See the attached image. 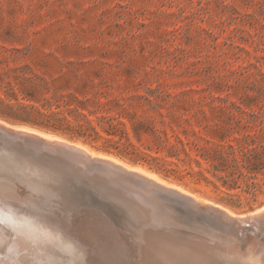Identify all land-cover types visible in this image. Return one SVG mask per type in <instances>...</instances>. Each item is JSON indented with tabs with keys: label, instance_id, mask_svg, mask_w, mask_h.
Listing matches in <instances>:
<instances>
[{
	"label": "rangeland",
	"instance_id": "rangeland-1",
	"mask_svg": "<svg viewBox=\"0 0 264 264\" xmlns=\"http://www.w3.org/2000/svg\"><path fill=\"white\" fill-rule=\"evenodd\" d=\"M0 120L255 212L264 206V0H0ZM10 170L0 162V264H98L96 247L54 209H1L7 192L25 188ZM89 202L70 211L97 212Z\"/></svg>",
	"mask_w": 264,
	"mask_h": 264
},
{
	"label": "bare ground",
	"instance_id": "bare-ground-1",
	"mask_svg": "<svg viewBox=\"0 0 264 264\" xmlns=\"http://www.w3.org/2000/svg\"><path fill=\"white\" fill-rule=\"evenodd\" d=\"M0 126L48 144L71 147L84 153L90 160L118 169L145 184L149 194L147 199L134 194L136 191L133 190L128 191L127 195V200H132V205L136 208L134 201L137 205H149L143 210V217L137 224L128 223L126 220L118 222L102 212H91L90 209L74 214L76 211L71 212L69 208V211L64 210L58 203L53 205L32 193L24 196L27 192L25 188L22 193H14L12 188L11 192L5 193L11 198L5 197L7 200L5 199L4 203L7 208L3 206L1 209L17 212L24 209L40 213L46 209L53 213L51 210L54 209V212H59L60 216L55 215L53 219L61 217L66 221V225L76 231L80 240L96 247V255L92 247H86L78 238L68 236V241L71 240L78 246L77 248L84 251L91 250L88 256L94 254L98 264H264V206L252 213L236 214L164 180L156 173L96 152L82 143L36 129L11 125L1 120ZM2 189L5 190L4 187ZM156 191L183 199L201 216L183 218L177 216L171 209L158 208L151 198ZM212 215L220 217L222 223L220 225L213 223L209 218Z\"/></svg>",
	"mask_w": 264,
	"mask_h": 264
},
{
	"label": "water",
	"instance_id": "water-1",
	"mask_svg": "<svg viewBox=\"0 0 264 264\" xmlns=\"http://www.w3.org/2000/svg\"><path fill=\"white\" fill-rule=\"evenodd\" d=\"M0 162L13 169L19 182L34 196L69 209H79L77 207L84 206L89 200L95 204L98 213L118 222L126 220L137 224L143 217V210L149 206L137 205L134 201L136 208L132 200H127L131 190L147 199L149 194L143 182L111 166L92 161L71 147L48 144L1 126ZM151 198L158 208L171 209L177 216H201L183 199L160 191L154 192ZM209 218L216 225L222 223L217 215Z\"/></svg>",
	"mask_w": 264,
	"mask_h": 264
},
{
	"label": "trees",
	"instance_id": "trees-1",
	"mask_svg": "<svg viewBox=\"0 0 264 264\" xmlns=\"http://www.w3.org/2000/svg\"><path fill=\"white\" fill-rule=\"evenodd\" d=\"M55 128H59V127H55ZM68 128H69V127H67V129H68ZM246 158H247V159H251V157H249V156H248V157H246Z\"/></svg>",
	"mask_w": 264,
	"mask_h": 264
}]
</instances>
